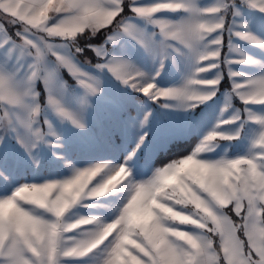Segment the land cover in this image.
<instances>
[{
	"label": "snow or ice",
	"instance_id": "snow-or-ice-1",
	"mask_svg": "<svg viewBox=\"0 0 264 264\" xmlns=\"http://www.w3.org/2000/svg\"><path fill=\"white\" fill-rule=\"evenodd\" d=\"M247 3L264 11V0ZM163 11H185L189 15L171 21L157 17ZM229 12L233 17L239 15L235 0H220L203 9L196 0L147 5L136 0H0V34H6L8 27L13 26L18 37L6 35L2 43L11 42L9 51L18 50V60L31 58L22 78L15 71L0 68V129L4 133L15 132L29 154L41 141L52 144L45 139L48 135L57 137L51 124L45 120L47 132L34 126L41 106L25 103V97L38 95L31 82L42 78L47 86L52 72L46 67L45 58L51 53L57 58V66L66 68L87 93H98L100 81L73 62L72 57L84 52L76 43L79 38L104 30L108 33L103 43L86 45L104 61L94 67L107 69L123 84L156 102L174 99L182 106L195 107L214 96L223 79L220 68L225 31L230 52L234 51L232 36L264 47V40L244 30L246 25L235 19L229 23ZM129 13L159 26L164 37L159 43L162 55L174 47L169 40L189 49L198 62L193 76L180 86L161 88L131 62L110 56L105 46L115 44L120 34L132 36L146 48L153 47L151 36H145L134 25ZM69 44L74 51L62 54L60 47L67 49ZM235 51L242 59L233 60L226 55L222 62L258 63L238 47ZM213 69L217 70L213 78L197 75ZM228 75L233 81V93L245 105L264 104V74L245 77L229 67ZM47 103L74 126L84 127L54 95H48ZM13 106L24 109L26 116L14 121L9 111ZM245 111L248 120L264 127V115L247 108ZM241 119L237 113L230 120L219 121L218 127ZM18 125L25 130L23 134ZM238 134L213 130L192 154L158 168L143 181L133 180L126 164L103 162L74 168L70 177L61 180L17 187L11 195L0 197V264H69L101 246L100 264H264V131L256 141L261 146L259 153L217 161L196 159L199 153L211 151L213 142L231 140ZM143 140L140 137V143ZM132 155L134 152L125 159ZM113 190L127 193L113 220L68 216L78 204L95 207L83 201L104 197ZM76 233H81L82 238H77Z\"/></svg>",
	"mask_w": 264,
	"mask_h": 264
},
{
	"label": "rangeland",
	"instance_id": "rangeland-1",
	"mask_svg": "<svg viewBox=\"0 0 264 264\" xmlns=\"http://www.w3.org/2000/svg\"><path fill=\"white\" fill-rule=\"evenodd\" d=\"M154 2L170 3L174 0H136V3L141 5ZM219 2L220 0H196L202 9L214 6ZM235 5L239 15L233 17L229 12L228 22L231 23L235 19L238 24L246 25L244 30L250 31L258 39L264 40V11H261L259 7L249 6L247 0H235ZM129 15L134 25L142 29L143 32L156 33L153 37L151 36L153 47L149 49L141 43L135 42L133 47L124 46L123 49L115 46V43L113 45L117 52L118 49L122 52L115 54L111 43H107L105 47L110 56L122 57L131 62L161 88L180 86L193 76L198 62L189 49L177 41L169 40L168 43L174 47H169L167 54L162 55L159 51V43L164 37L159 32V26L149 23L146 18L133 16L130 13ZM188 15L185 11H163L158 13L157 17L179 21L187 18ZM107 33L108 30H104L98 32L92 39L82 41L84 43L79 47L84 48V52L77 53L72 57L73 62L100 81V91L96 94L87 93L66 68L58 67L55 55L50 53L45 58V65L52 72V78L47 86L42 78L32 81V90L38 95L25 97V103L28 105L38 103L41 106L34 126H39L42 131L47 132L48 124H51L58 139L51 135L46 136L45 139L51 140L53 143L48 144L41 141L29 154L18 142L15 132L4 133L3 129H0V135L3 136V139L0 140V197L11 195L17 187L25 183L61 180L70 177L74 168H85L103 162H111L112 165L126 164L130 170L131 178L135 181H143L151 177L158 168L192 154L213 130L228 134L238 131L239 134L231 140L222 139L213 142L211 151L199 153L196 159L205 161L234 159L261 151V146L256 141L260 133L264 131V127L258 122L248 120L245 109L247 108L258 115H264V104L245 105L232 91L233 81L228 75V70L230 67L232 70L244 73L245 77L264 74V47L232 36L231 42L234 51L230 52L229 35L225 31L222 38L220 68L223 79L218 90L210 99L198 103L195 107H187L182 106L181 102L174 99L156 102L143 92L123 84L107 69L101 70L94 67L104 61L86 45L103 43ZM6 35L18 39L16 28L8 29L6 34H0V52L5 53L9 59L7 64L0 62V68L15 71L17 76L22 78L31 58L18 60V50L9 51L11 42L2 43ZM133 41L137 40L117 39L119 45ZM55 43L59 45L60 41L56 40ZM236 47L258 63L224 64L222 61L226 55L233 60L242 59L235 51ZM71 51L74 49H71L70 44L67 49L63 46L60 47L62 54L70 55ZM162 63L163 67H161ZM157 72L159 75H156ZM216 72L217 70L213 69L197 75L199 78L210 79L216 75ZM200 90L206 91L207 89ZM49 94L54 95L69 112L80 119L84 127L74 126L70 119L59 115L48 105ZM9 111L14 121L17 117L24 118L26 116L24 109L19 106L10 107ZM237 113L243 119L218 127L219 121L230 120ZM145 117L147 118L145 119ZM45 120L48 124L44 123ZM18 130L21 134L25 131L19 125ZM194 135L197 138L187 153L174 160L157 161L158 154L167 150L177 139L190 138ZM142 136L144 140L143 143H140ZM138 144L139 147H137ZM133 152L134 155L126 160L125 158ZM122 176L127 178L126 174H122ZM126 197L125 191L113 190L104 197L86 199L83 203L96 206L82 207L78 204L70 210L68 216L72 218L96 216L103 222H109L116 217L125 203ZM230 215L233 220L239 222V218L234 214L230 213ZM75 235L77 238H82L81 233ZM102 256L101 246L93 253L70 261L69 264H100Z\"/></svg>",
	"mask_w": 264,
	"mask_h": 264
},
{
	"label": "trees",
	"instance_id": "trees-1",
	"mask_svg": "<svg viewBox=\"0 0 264 264\" xmlns=\"http://www.w3.org/2000/svg\"><path fill=\"white\" fill-rule=\"evenodd\" d=\"M92 35L85 34L81 38L77 40V45L84 43L82 41L92 39ZM197 138L196 135L190 137V138H179L177 139L172 146H170L167 150L161 151L157 156V161L159 160H174L176 158H179L183 154L187 153L191 146L193 145L195 139Z\"/></svg>",
	"mask_w": 264,
	"mask_h": 264
},
{
	"label": "crops",
	"instance_id": "crops-1",
	"mask_svg": "<svg viewBox=\"0 0 264 264\" xmlns=\"http://www.w3.org/2000/svg\"><path fill=\"white\" fill-rule=\"evenodd\" d=\"M15 28V27H14ZM13 28V26H11V27H8V29H14ZM144 34H145V36H152L153 37V35H156V33H150V32H143ZM118 39H128V40H136V39H134L132 36H129V35H124V34H120L119 35V37H118ZM137 43V44H139V42L138 41H133V42H127V43H123V44H120L119 45V43L118 42H116V44H115V46H117L118 48L120 47V48H123L124 49V46H128V47H133V44L134 43ZM119 45V46H118ZM113 46V48H112V50H113V52L115 53V54H120V53H122V52H120L121 50H119L118 49V52H117V49H115V47H114V45H113V43H111V47ZM140 46V45H139ZM123 51V50H122ZM9 59H8V56L4 53H2V52H0V62H5V64H7L6 62L8 61ZM0 110H1V108H0ZM18 114V113H17Z\"/></svg>",
	"mask_w": 264,
	"mask_h": 264
}]
</instances>
